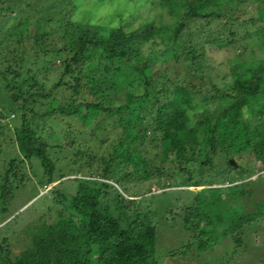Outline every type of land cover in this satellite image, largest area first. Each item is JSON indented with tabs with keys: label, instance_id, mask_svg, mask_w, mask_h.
<instances>
[{
	"label": "trees",
	"instance_id": "1",
	"mask_svg": "<svg viewBox=\"0 0 264 264\" xmlns=\"http://www.w3.org/2000/svg\"><path fill=\"white\" fill-rule=\"evenodd\" d=\"M77 2L0 0V264H166L225 240L232 264L264 221V0H157L170 20L136 27L73 20ZM169 191L190 239L163 257Z\"/></svg>",
	"mask_w": 264,
	"mask_h": 264
},
{
	"label": "rangeland",
	"instance_id": "2",
	"mask_svg": "<svg viewBox=\"0 0 264 264\" xmlns=\"http://www.w3.org/2000/svg\"><path fill=\"white\" fill-rule=\"evenodd\" d=\"M81 5L86 7L85 11L80 12L78 17V10ZM160 13L164 16L161 17ZM73 20L77 21H89L95 24L102 25H119L130 23L131 26H139L145 21L155 19L157 22L160 21L168 22L170 20L169 15L163 10L157 3V0H79L75 4L73 14ZM152 46L151 41H146L143 45V50L147 52ZM209 48V55L215 59V64L220 65V62L226 60L229 53L226 49H211ZM256 57H259L264 51L255 47ZM221 73L226 70L224 65L219 67ZM158 72L157 68L153 69V75ZM216 75V73H213ZM8 118L0 119V140L3 141V145L6 146L7 142L5 139L6 134H13V125L9 122ZM16 120H13V122ZM101 150L106 153L107 150H111L110 143H105ZM256 161L253 153H245L239 155L235 158V162L238 165L245 166L247 164H254ZM25 172L31 177H35L32 172V168L27 164ZM264 174V171H262ZM259 173L253 175L251 178H257ZM56 182L50 185H40L39 195L47 192ZM224 186V185H217ZM201 186H193L189 189L199 190ZM37 184L32 181H27L26 188L24 187L19 191V194L15 198L13 204L11 205L12 211L20 209L22 206H26L31 202V198L36 194ZM153 190L155 192H160L158 186L154 185ZM152 190V192H154ZM186 193H182V196L187 198ZM140 197V196H138ZM34 198V197H33ZM180 196L177 192L169 191L168 193H162L156 195L155 200L159 207L158 216V248L160 251H164L163 257L170 248H178L186 243L190 239V234L186 232L183 227L182 218L180 215L167 214V209L172 207L175 211L178 210L180 205ZM173 200L172 203L168 201ZM26 204V205H25ZM252 206V205H251ZM250 209V207L248 208ZM170 213V212H168ZM246 232V248L247 250L240 249L236 253L234 261L232 264H264V221L253 224L252 228H249ZM231 240H225L221 244L214 246L211 249L202 252V255H198L195 249L189 252L191 260L189 261L187 257L174 258L168 262L167 258L163 259V263L166 264H219L222 260H225L228 253L233 249V244Z\"/></svg>",
	"mask_w": 264,
	"mask_h": 264
},
{
	"label": "clouds",
	"instance_id": "3",
	"mask_svg": "<svg viewBox=\"0 0 264 264\" xmlns=\"http://www.w3.org/2000/svg\"><path fill=\"white\" fill-rule=\"evenodd\" d=\"M85 10H86V7L84 5H81L79 10H78V17L80 15V12L85 11Z\"/></svg>",
	"mask_w": 264,
	"mask_h": 264
}]
</instances>
